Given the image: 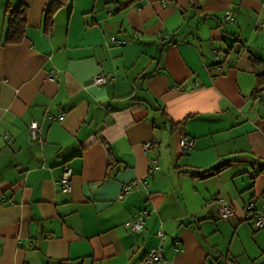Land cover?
<instances>
[{
  "label": "crops",
  "instance_id": "crops-1",
  "mask_svg": "<svg viewBox=\"0 0 264 264\" xmlns=\"http://www.w3.org/2000/svg\"><path fill=\"white\" fill-rule=\"evenodd\" d=\"M194 3L0 0V264H264V0Z\"/></svg>",
  "mask_w": 264,
  "mask_h": 264
},
{
  "label": "built area",
  "instance_id": "built-area-1",
  "mask_svg": "<svg viewBox=\"0 0 264 264\" xmlns=\"http://www.w3.org/2000/svg\"><path fill=\"white\" fill-rule=\"evenodd\" d=\"M115 41V39L113 38ZM219 58V56H218ZM57 75V74H56ZM55 74H49L48 77L55 78ZM109 78L106 74H97L93 77V82L102 85L106 84L108 82ZM40 126L36 120H32L30 122V132L33 141H39V132ZM153 146L152 141H148L145 143V148L148 149ZM193 146V138L189 135H185L181 142V147L183 150H188ZM160 165L157 159L154 160L153 164L149 168V172L153 173L155 170L159 169ZM59 188L64 193H70L73 189V171L70 166H65L62 175L60 176V179L58 181ZM137 186V182L134 181L133 183H126L123 186V189L121 193L119 194L120 198H123L128 192H130L133 188ZM256 204L254 202H251L247 205L248 210H252L255 208ZM147 214V211H143L140 215V217L134 221H129L127 224L130 226V228L133 231H141L142 230V217L143 215ZM220 217L223 219H231L235 216V209L232 208L230 205H228L225 201L220 199V210H219ZM255 226L257 228H264V202L262 204V207L260 210H257V216L255 217ZM159 234L161 237L164 236L163 232L160 231ZM163 258L162 252L160 247H154L148 253L146 254L144 261L148 264H157L159 263Z\"/></svg>",
  "mask_w": 264,
  "mask_h": 264
},
{
  "label": "trees",
  "instance_id": "trees-1",
  "mask_svg": "<svg viewBox=\"0 0 264 264\" xmlns=\"http://www.w3.org/2000/svg\"><path fill=\"white\" fill-rule=\"evenodd\" d=\"M194 6L198 7L196 0L194 3ZM9 12H10V19H9L10 20L9 21L10 27H9V31H8V38L19 41L23 38L24 26H25V22H26V16L24 14V8H20V6H17L14 9H10Z\"/></svg>",
  "mask_w": 264,
  "mask_h": 264
}]
</instances>
